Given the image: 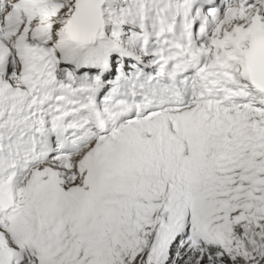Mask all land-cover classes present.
Returning <instances> with one entry per match:
<instances>
[{
  "label": "snow or ice",
  "instance_id": "6c2138e0",
  "mask_svg": "<svg viewBox=\"0 0 264 264\" xmlns=\"http://www.w3.org/2000/svg\"><path fill=\"white\" fill-rule=\"evenodd\" d=\"M0 264H264V0H0Z\"/></svg>",
  "mask_w": 264,
  "mask_h": 264
}]
</instances>
